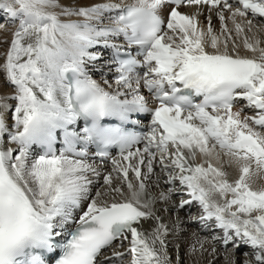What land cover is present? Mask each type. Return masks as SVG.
<instances>
[{"label": "snow or ice", "instance_id": "snow-or-ice-1", "mask_svg": "<svg viewBox=\"0 0 264 264\" xmlns=\"http://www.w3.org/2000/svg\"><path fill=\"white\" fill-rule=\"evenodd\" d=\"M0 22V264H173L154 208L173 192L219 233L209 255L246 246L243 264H264V0H0Z\"/></svg>", "mask_w": 264, "mask_h": 264}, {"label": "bare ground", "instance_id": "bare-ground-1", "mask_svg": "<svg viewBox=\"0 0 264 264\" xmlns=\"http://www.w3.org/2000/svg\"><path fill=\"white\" fill-rule=\"evenodd\" d=\"M61 2L68 3L69 0H61ZM103 2L120 3L121 0H75V3L77 4H91V3H103ZM129 2H131V0H123V3H129ZM192 10L193 9L191 7H183V6L179 9V11L183 14H191ZM209 19L211 20V26L214 32L217 35H220L219 20L216 18V15L214 12L209 13V11L206 8L198 16L200 27L206 30ZM228 26L229 28H231L230 23ZM10 35H11V32H10ZM256 35L261 40V46L264 47V32H257ZM0 48H1L0 51L4 52L6 45L1 44ZM208 50L211 51V49H208ZM229 50L231 51V44H229ZM239 54L241 56L250 55V53H246L242 47L239 49ZM102 55H103V60H107L106 51L105 52L103 51ZM103 60L101 61V63H103ZM93 78L99 82L100 74L94 73ZM109 78H111V76H109ZM10 93H11V89L8 87H5L3 81L0 80V96H3L5 94H10ZM243 112L244 114L252 115V111L248 108H244ZM227 160L228 158L224 157L221 154L219 156V159L218 160L213 159L212 163L215 167L220 168L221 170L227 172L228 178L230 180H233L236 178L237 173H236L235 168L232 167L227 162ZM198 162H199V157L197 158V163ZM94 166L97 167L102 173L111 171L110 164H106V165L103 164L102 166L94 164ZM155 172L162 177V174L159 173V168H155ZM155 179L156 177L154 176L153 181ZM100 183H102V179ZM148 183L150 184L148 192L154 199H156L159 196L161 191L166 192L167 188L169 187L168 185L163 183V178H161L159 185H156L152 181H149ZM261 184H264V180L257 179L254 186L258 187ZM177 186H178V182H177ZM174 195H177L176 196L177 198H175ZM182 196L184 199L188 198L186 195L173 192L171 194V198L168 203H164L156 199V203L154 205L157 215H159L161 218V222L165 224L167 228L169 229V235L166 237L167 250H168L169 256H173L174 258L173 264H175V258H177V255L179 256L180 264L181 263L182 264H208L209 261H212V264H231V261L233 259L236 260L237 264H243L244 260L239 256L238 251L243 249L242 252H244V250L245 252H248L249 249L246 246H241L238 249H231L229 247V250L222 251L220 248V245L215 244L217 248V254L215 258L209 255V252L211 251V248L213 247V243H214V242H211L212 235L214 233L219 235V233L216 230L202 229L198 222H195V221L190 222V220L187 219L186 216H188V214L190 215V213L192 217L199 216L200 210L196 204L193 203L191 206L186 205L183 209L179 211L175 210L173 208V204H178ZM168 216H170L169 219H167ZM152 226H153V221L149 220V221L142 222L141 228L145 232V234H147L149 231H151ZM199 231H200V234H199ZM202 236H204L205 238ZM206 236L208 237L207 239H206ZM197 239H203L206 241L204 248L207 249V251L197 252L189 256L188 247L189 245L195 244ZM120 251H123V249H120ZM225 257H227V262L225 260Z\"/></svg>", "mask_w": 264, "mask_h": 264}, {"label": "rangeland", "instance_id": "rangeland-1", "mask_svg": "<svg viewBox=\"0 0 264 264\" xmlns=\"http://www.w3.org/2000/svg\"><path fill=\"white\" fill-rule=\"evenodd\" d=\"M0 23H2V22H0ZM13 28H14V26H7L6 28L5 27H0V41H3V40H6V39H9V37H10V32L13 30ZM1 44H3V43H1ZM0 44V45H1ZM0 50H1V48H0ZM4 52H1L0 51V60H2V54H3ZM101 182V181H100ZM158 190V189H157ZM177 195H174V197L175 198H177L176 197ZM169 217L170 216H168L167 217V219H169ZM187 217V219H189V217H192L191 216V213H190V215L188 214V216H186ZM196 228V227H195ZM197 229V228H196ZM199 234H200V231H199ZM201 236V235H200ZM202 237H204V236H202ZM205 238V237H204ZM208 237L206 236V239H207ZM175 247V246H174ZM176 250V249H175ZM243 251V249L242 250H240V251H238V254H239V256L243 259V260H245V259H250V257H246L245 256V253H247V252H245V250H244V252H242ZM249 251H250V249H249ZM248 251V252H249ZM170 258L172 259V260H174V258H173V256H170ZM175 261H176V258H175ZM241 262H242V260H241ZM182 264V263H181Z\"/></svg>", "mask_w": 264, "mask_h": 264}]
</instances>
